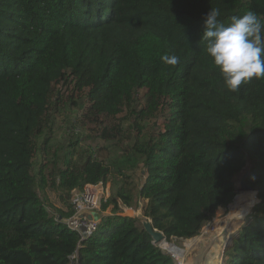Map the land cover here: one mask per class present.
Listing matches in <instances>:
<instances>
[{"label":"trees","instance_id":"16d2710c","mask_svg":"<svg viewBox=\"0 0 264 264\" xmlns=\"http://www.w3.org/2000/svg\"><path fill=\"white\" fill-rule=\"evenodd\" d=\"M211 8L224 24L247 10L264 20V0H0V264H69L74 255L77 264H175L123 207L145 201L144 217L167 241L196 238L235 201L248 163L259 202L225 256L264 264V79L227 90L201 41ZM165 54L179 63L162 62ZM65 86L85 96L97 138L110 143L102 152L125 142L114 160L79 153L78 137L61 152ZM110 180L97 232L82 239L64 223L70 200L57 207L50 191L71 196Z\"/></svg>","mask_w":264,"mask_h":264},{"label":"rangeland","instance_id":"374dc122","mask_svg":"<svg viewBox=\"0 0 264 264\" xmlns=\"http://www.w3.org/2000/svg\"><path fill=\"white\" fill-rule=\"evenodd\" d=\"M146 93V90H140L138 92L137 96L140 101L145 102ZM62 96L63 103L60 105V108L58 110L59 113H56V122L58 125L56 129V141H59L58 146L61 149V152L63 151V149L65 151V147L70 144V137L80 138L79 153L87 150L95 151L96 153L94 155L96 156V158L102 161L104 160V162H110L114 160L115 156L119 152H123L122 149L125 146V142H116V145L114 144V142H111V147L106 152H102V146H109L110 143L97 138V135L94 131L98 126V121L92 115L87 118V106L85 104V99H83L85 98L84 95L79 96L77 93L73 94L71 89H68L65 86L62 88ZM76 103L78 105H75ZM80 103H84L86 108L83 109L82 107H79ZM102 120L105 124L108 125L113 123V120L111 119L102 118ZM155 121L156 120H153L152 123H154ZM161 123V120H157L158 125H160ZM39 161L40 159H38L37 164L39 163ZM249 168L250 163H248L243 172L237 176L236 181L238 189L241 187V180L243 175L248 171ZM112 187L113 180H110L107 184H103L102 189H99L100 192H103V194L101 195V197L103 196V199L104 197L107 198V200L110 198L113 192ZM239 192L240 193L237 198L241 197L247 191ZM254 193L256 196V192ZM64 194L60 197V194L55 189L50 191V197L57 207L61 206V203H63L64 201L66 202L69 199L70 195ZM237 198L235 199V201L237 200ZM102 201L106 202L105 200ZM235 201L229 206L228 209L222 208L221 211H219L218 209L216 212V218L203 228L201 234L198 237L190 240H180L173 238L171 239V241H167L166 239H163L161 242H159V244L156 245H158L164 252L169 253L175 259V264H212L213 261H215L214 264H219L220 261L223 264H227L225 250L231 244V235L228 234V229H231L233 234L236 233L246 220V217L249 215L248 214L247 216L238 219H231L229 217V212H231L232 206ZM145 204V201H140L138 210H136L135 208L123 207L122 215L140 217L144 221L147 229L151 230L150 220H147L143 215ZM252 207L253 206H251L250 208ZM104 214H111V208L108 209L107 212H104ZM157 234L158 232H154V236H156ZM159 235L161 234L159 233ZM164 244L173 245L175 247L177 246V248L183 251V260H179L180 258L177 257L174 252L167 250Z\"/></svg>","mask_w":264,"mask_h":264},{"label":"clouds","instance_id":"9594fccd","mask_svg":"<svg viewBox=\"0 0 264 264\" xmlns=\"http://www.w3.org/2000/svg\"><path fill=\"white\" fill-rule=\"evenodd\" d=\"M220 15L219 8L206 13L201 41L206 42L205 51L227 90L236 92L253 78L264 79V20L253 10L231 16L228 24L218 20ZM161 60L168 65L179 63L176 55L165 54Z\"/></svg>","mask_w":264,"mask_h":264},{"label":"built area","instance_id":"2783aa9c","mask_svg":"<svg viewBox=\"0 0 264 264\" xmlns=\"http://www.w3.org/2000/svg\"><path fill=\"white\" fill-rule=\"evenodd\" d=\"M103 183L97 185H86L83 190H73L69 198L74 207V214L64 220L65 225L72 231L78 232L82 239H86L97 232L98 222L94 219V213L100 210L102 200L107 202V198L101 195ZM101 198V199H100ZM79 256L71 257L69 264H77Z\"/></svg>","mask_w":264,"mask_h":264},{"label":"bare ground","instance_id":"6f19581e","mask_svg":"<svg viewBox=\"0 0 264 264\" xmlns=\"http://www.w3.org/2000/svg\"><path fill=\"white\" fill-rule=\"evenodd\" d=\"M247 192H249V193H247ZM247 192H245L241 197H238L237 200L235 201V203L233 204L231 212H229L230 213L229 217L231 219H238V218L247 216L249 214V212L252 210V208L254 207V205L258 203V200L256 199V196H255V193L250 192V191H247ZM251 206H253V207L250 208ZM221 209L222 208H219V211H221ZM228 231H229L228 234H230L232 236V234H233L232 230L228 229ZM164 246L166 247L167 250L174 252L175 255L180 258L179 260H183V251H181L179 248H177V246L175 247L173 245H168V244H164ZM219 264H221V262Z\"/></svg>","mask_w":264,"mask_h":264},{"label":"water","instance_id":"95a60500","mask_svg":"<svg viewBox=\"0 0 264 264\" xmlns=\"http://www.w3.org/2000/svg\"><path fill=\"white\" fill-rule=\"evenodd\" d=\"M247 175H248L247 172L243 175L242 180H241V187L239 188V191H250V192H255V191L253 190V188H251V187L246 183V177H247ZM258 202H259V201H258ZM95 214H97V213H95ZM249 214H250V212H249ZM97 215H99V214H97ZM94 219L97 220V221H100V219H99L98 217H96V218L94 217ZM150 222H152V221H150ZM145 227H146V226H145ZM146 228H147V227H146ZM147 230L152 234V236H153V238H154V241H155L154 244H159V242H161L163 239H165L164 234H163L162 232L157 231V230H153L152 226H151V230H149V229H147ZM154 232H158V234H157L156 236H154ZM159 233H160L161 235H159ZM79 260H81V256H80V255H79Z\"/></svg>","mask_w":264,"mask_h":264},{"label":"crops","instance_id":"0c3cea01","mask_svg":"<svg viewBox=\"0 0 264 264\" xmlns=\"http://www.w3.org/2000/svg\"><path fill=\"white\" fill-rule=\"evenodd\" d=\"M97 214H98V213H97ZM97 214L94 213L93 215H94L95 218L98 217V218L100 219V217H101L100 213H99V215H97ZM214 262H215V261H213L212 264H214ZM218 262H219V261H218ZM220 262H221V261H220ZM221 264H222V262H221Z\"/></svg>","mask_w":264,"mask_h":264}]
</instances>
